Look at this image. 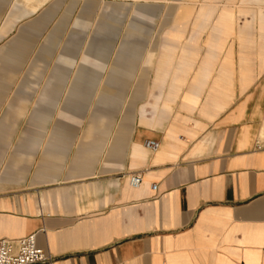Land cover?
I'll return each mask as SVG.
<instances>
[{"label":"crops","instance_id":"crops-1","mask_svg":"<svg viewBox=\"0 0 264 264\" xmlns=\"http://www.w3.org/2000/svg\"><path fill=\"white\" fill-rule=\"evenodd\" d=\"M199 1L177 8L144 58L124 119L85 146L33 136L0 158V240L34 234L51 264H264V0ZM45 2L14 0L0 43ZM19 53L0 48V94Z\"/></svg>","mask_w":264,"mask_h":264},{"label":"rangeland","instance_id":"rangeland-1","mask_svg":"<svg viewBox=\"0 0 264 264\" xmlns=\"http://www.w3.org/2000/svg\"><path fill=\"white\" fill-rule=\"evenodd\" d=\"M13 3L0 2V26ZM89 3L92 7H85ZM184 4L197 7L200 1L46 0L38 12L15 24L0 43V48L14 43L20 52L11 68L17 72L5 74L6 92L0 94V158H13L33 136L45 144L61 133L71 138L67 143L85 146L106 123L124 119L140 100L144 58L165 39ZM229 4L241 7L240 0ZM44 14L43 23L31 27ZM79 17L86 25L75 31ZM2 64L0 58V73ZM49 84L55 95L45 89ZM64 120L71 127L63 128Z\"/></svg>","mask_w":264,"mask_h":264},{"label":"built area","instance_id":"built-area-1","mask_svg":"<svg viewBox=\"0 0 264 264\" xmlns=\"http://www.w3.org/2000/svg\"><path fill=\"white\" fill-rule=\"evenodd\" d=\"M143 146L151 152L159 149V143L154 140L145 141ZM255 148L264 150V139L257 140ZM141 181L139 173L129 177V184L133 188H137ZM152 189H155V186H152ZM51 262V256L37 247L34 234L17 240H0V264H51Z\"/></svg>","mask_w":264,"mask_h":264},{"label":"bare ground","instance_id":"bare-ground-1","mask_svg":"<svg viewBox=\"0 0 264 264\" xmlns=\"http://www.w3.org/2000/svg\"><path fill=\"white\" fill-rule=\"evenodd\" d=\"M37 148H39V147H38V146H34V147H33V149H37Z\"/></svg>","mask_w":264,"mask_h":264}]
</instances>
